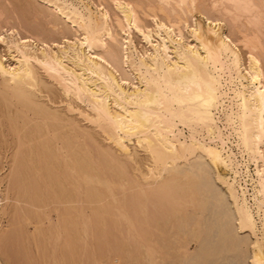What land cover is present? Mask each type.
<instances>
[{
    "label": "bare ground",
    "instance_id": "obj_1",
    "mask_svg": "<svg viewBox=\"0 0 264 264\" xmlns=\"http://www.w3.org/2000/svg\"><path fill=\"white\" fill-rule=\"evenodd\" d=\"M43 1L76 26L78 30L81 31L82 38H78V40L74 42L72 41L71 43L68 42V44L65 43L66 45L64 47H59V45H57V48H59L56 51H52L49 47V49H47L43 46L39 49L36 47L37 44L35 46L34 43H23L21 40L10 41V44H8L9 50L13 48L18 59L15 61L16 63L14 62V64H16L14 67H8V65H4L0 58V77L3 78V86L8 89L10 96L14 98V100L16 99L22 106L27 109H33L37 114L42 113L43 117L48 120H57L56 117L58 116H55L56 113L53 115L54 113H49L47 109L48 112H46L43 107L35 102L36 100L34 101L32 92H30V89L32 90L38 85V77L33 66V63H37L38 66L42 67L47 73L51 74L55 80L63 85V88L66 91L65 93H73L78 98L83 97L86 99L89 109L93 113L90 120L97 122L102 126L108 139L111 140L121 152L128 153V148L124 143L125 140L131 141L132 137L136 138V142L150 155L151 159V165H149V167L147 166L148 169L146 168L147 172L140 176V178L156 179L162 177L164 180L159 181L162 184L160 189L164 192H170V200H172V202H176L173 201L171 196L174 189L180 191H178V194L181 193L182 198L179 195L176 197L177 192L174 191L176 193L174 199H181V203L178 202V205L175 208L176 210H174V214H176L174 219L176 222L175 226H172L171 224L170 226L173 228L167 229L166 231L164 230V232L158 227L161 235L164 234V236H167H165L166 238H162V241H160L161 243H159L160 238L157 237L159 238L157 242L159 243V245L157 244L158 250L157 248L154 250L152 249L153 246H150L152 251H155L154 256H148L149 258H147V260L152 258V261L148 260L150 264H264V67L261 61V51H259L263 48L259 49L261 41H258L259 38L257 35L255 36V32H251L250 34L242 32V37L240 39L238 38V42L248 50L247 66L245 67L244 65L243 67L244 62L241 54L233 46L234 43L233 40H231L232 38L230 39L228 35H225L226 33L223 31L224 26L219 24L220 22L217 25V29H213L214 34L212 35L209 34V31H207L209 33L205 32L202 27L203 24L200 23V21L198 22V20H195L193 25H191L192 28L188 30L189 32L187 31L189 33V35L187 33L188 38L191 42L187 43L185 41V43L184 40H182L183 30L179 27L182 18L178 16L176 17V20L173 21V18L171 20L169 15H165L167 23L164 22L165 18L164 21L160 20L155 22L157 28L154 29V32L156 33L155 35L160 38L161 43L153 46L152 52L150 51L151 53L147 51L148 54L146 51H142L143 54H139L138 56L136 54V62L133 57L134 54H129L131 49H127L130 56L124 52L126 54L124 55L128 60L130 58L134 59L132 62L134 68L133 66L130 68H133L138 75H135L137 76L135 86L131 88H127V86L125 88L120 84L117 76H115L116 73L114 74L106 69L107 67L105 68L102 65L103 62L102 64L100 62L103 60L106 61V58L104 59L103 56V54L107 52H103L105 51L104 38L110 37V39L115 40V33L113 34V29L110 23L112 17L109 14V9L104 6L102 0H98V4L95 5L96 7L94 6L95 9H92L86 0ZM179 1H181L180 4L182 3L183 7V3L186 1ZM234 1L237 3L244 2V8L246 7L247 9L253 5L250 0ZM112 2L116 10V14L113 15L117 25L120 26L119 29L122 28L124 32L135 29L146 41H149V39L152 38L153 31L146 27L141 20L138 12L140 6H138L137 3L133 0H112ZM184 6H186V4ZM160 11L163 12V10ZM152 12L154 19H156V12L153 10ZM188 26L187 23L186 27L188 28ZM175 29L177 33L175 32ZM252 34H254V37ZM175 36L177 38H175ZM256 37L258 38L257 44L255 42ZM3 38L2 40L5 41ZM125 41V44H127L126 47L131 48L129 46H131L133 41L131 40L130 34L125 38ZM116 45L117 44L115 43V46ZM133 46L135 45L133 44L132 47ZM97 49L101 50L98 51V53L95 52L98 60H92V58L89 57V54ZM108 52L111 53L110 51ZM132 52L134 53L133 50ZM132 52L130 53L132 54ZM65 59L72 62L73 65L71 68L64 64L65 61L63 60ZM99 59L103 60L99 61ZM117 59L115 61H119ZM131 61L132 60L130 59L129 62ZM111 62L113 63L114 59ZM123 63L125 62L123 61ZM127 64L129 65V63ZM76 67L81 72L78 70L79 73L76 72ZM115 69L118 70V68ZM119 73L120 72H118V74ZM4 93L5 91L3 90V92H1L2 96H5ZM110 104L115 106L114 109L111 110ZM26 110H24V108L22 109V111ZM9 125L11 126V124ZM31 126H33V124H31ZM17 127L18 126H16V128ZM51 127L52 126L50 125V128ZM48 128L49 127H46L44 129H47V132H49ZM54 128L52 129L53 132L57 130V127ZM42 129L43 128H39L37 132L42 134ZM185 129L188 130V134L184 132ZM47 137L48 138L41 143V157L43 158V162H41L43 164L33 162L32 166L28 169L30 170V173H32V178L34 179L33 185H38V190H40L39 192L41 193L39 197L41 198H38L39 200L37 199L35 201L32 197H29L30 195L28 196L27 191H20L21 189L17 188V190L20 189L18 193L20 192L22 194H18V202L25 196L26 201L31 202L33 207L35 206L36 208L47 205V197L49 195L46 197V194H48V192L54 203L60 202L62 204L67 200V198H64V194H61V196L59 194V192L63 190V187L60 186L61 191H58L60 189L58 182L61 177H59L60 173L58 172V175L56 172V166L60 161L59 156L52 145V140L54 139H52V137L49 139L48 135ZM69 137V135L68 137H64L63 142L65 147L68 148L64 162L66 165L64 166L70 171L76 173L78 178H82L84 181L86 180L85 182H98L97 184H105L108 186L107 188L110 187V189H112V184L109 185L111 181L108 182L105 179H101L96 172L92 173L91 169L89 170V166H91V159L89 156L91 155L88 156L89 153L86 154V152H83V154H80L79 156V150H75L76 148H73V144H71L70 138L72 136ZM34 139L32 141H34ZM78 140L76 141L78 142ZM90 140L92 141V139ZM26 143L25 146L27 145ZM22 146H24L23 143L20 144L19 148L23 150ZM18 152L19 151H17V153ZM80 152L82 151L80 150ZM32 153L35 152L33 151ZM17 155L15 158H17ZM35 155L34 158L36 157ZM106 155L111 158V162L119 161V158H117L116 155L114 156L111 153H107ZM123 158L122 161L124 162ZM127 158L128 157H126V159ZM191 158L193 160L190 162L189 160ZM33 160L36 161V158ZM180 160H186L189 162H185L186 164L183 162L185 165L182 166L179 162ZM16 161L17 160L14 162ZM251 162L255 166L254 174L251 173L249 167ZM125 163L127 164V162ZM119 165L120 164H118V166ZM23 173L26 175L25 172ZM124 173L128 172H125L124 170ZM111 177L113 176L111 175ZM132 179L134 178L132 177ZM149 180L153 181L151 179ZM149 180L148 182H150ZM19 183V186L23 187L22 182ZM59 183L61 184V182ZM217 183L220 184L218 186H222L225 191L221 190L217 186ZM63 184L64 182L61 185ZM86 184H84V186ZM115 184L117 185V183ZM150 186L151 185H149V187ZM86 188L88 197L92 199L93 195L90 191V189H92L91 185ZM94 189L95 188L92 190ZM144 189L141 188L143 193L145 192ZM38 190H36V192ZM158 190L159 189L156 191ZM44 192L47 193L45 194ZM33 194L35 195V193ZM33 194L32 196H34ZM68 195L66 197H68ZM140 197H142V195ZM66 205L68 204L66 203ZM104 206L105 205H103V207ZM68 207H70V205ZM67 212L70 213L71 211ZM69 217V215H66V218ZM39 218L41 219V217ZM37 221L39 222V220ZM70 223L69 219H65L64 226H62L65 227L67 235H69V232L71 231L69 226L72 223ZM143 236L145 237V235ZM66 241L68 245H71L72 239L70 241L69 236ZM83 243H85V241ZM193 245L195 251L190 252L189 250ZM1 248L0 264H4L1 258V255H3ZM159 249H163V252L161 253ZM171 250L172 253H170ZM152 251L150 252L149 250V252L152 253L151 255L154 253ZM117 259L119 258L117 257ZM115 260L116 258L114 259V262Z\"/></svg>",
    "mask_w": 264,
    "mask_h": 264
},
{
    "label": "rangeland",
    "instance_id": "obj_2",
    "mask_svg": "<svg viewBox=\"0 0 264 264\" xmlns=\"http://www.w3.org/2000/svg\"><path fill=\"white\" fill-rule=\"evenodd\" d=\"M86 1L89 3L92 9H95L96 7L95 5L98 4V0H86ZM133 1L137 3L138 6H140L139 7L140 10H138V12L140 14L141 20L143 21L144 25L148 27L149 29H151L154 33V34L152 33V36H151L152 38L149 39L150 42L144 40L142 35L135 29H132L131 31H128V32L126 31L124 32L122 28L119 29L120 26L117 25L115 21V17L113 15V14H116V10L114 8L112 0H102V2L104 3V6H106V8L109 9L108 10L109 14L112 17L110 23L113 29L112 30L113 34L115 33L114 34L115 40L110 39V37L108 38L105 37L106 39L104 38V42H105L104 50L105 51L103 52L110 51L111 53L106 52L105 54H103L104 59L106 58V61H104L103 59H99V61L103 60V61H100L101 64L103 62L102 65L105 68L107 67L106 69L110 70L114 74L115 73L117 74V75L115 74V76H117L120 84L123 85L125 88L127 86H128L127 88L134 87L137 82L136 78L138 75L135 73L136 71L133 70L134 66L132 65V62L134 61V59L137 62V57L135 58V55L137 54L138 56L139 54H143V52L145 51L152 52V49H153L152 47L161 43L160 38L155 35L156 33L154 32L155 31L154 29L157 28L155 22H158L160 20L164 21L165 15H169V17H171L170 18L171 20L172 18L174 19L173 21H175L176 17L178 16L182 18V21L179 27L181 30H183L182 40H184V42L186 41L187 43L191 42V40L188 38V35H189L188 30L192 28L191 25H193L195 20H198V22L200 21V23L203 24L201 25L203 29L205 30V32L209 31L210 33L209 32L207 33L212 34V35L214 34L213 29L214 28L217 29V25L220 22L219 24L223 25L225 28V29L223 28V31L226 33L225 35H228L230 39L232 38L231 40H233V43H234L233 46L241 54L243 62H244L243 67L244 65L245 67L247 66L248 50L247 48L243 47L240 42H238V38L240 39L242 37V32L246 34L255 32L254 33L255 36L257 35V37L259 38L258 40V38L256 37L257 39L255 38V42L257 44L258 41L259 42L261 41V44H259L260 45L259 49L263 48L262 50H259V51H261L260 52L262 56L261 61L264 67V58H263L264 57V0H250L252 1L253 5H251V7H249L248 9L246 7L244 8L245 6L244 2L237 3L234 0H195V1L192 0V2L191 0H185L189 4L184 2L183 7H182V3L180 4L181 1L179 0L178 1L177 0H165V1L164 0H133ZM185 4L186 6H184ZM152 10L155 11L157 14L156 19H154L153 17ZM160 10H163V12H161ZM164 11L166 14L164 13ZM164 22L167 23L166 18ZM187 23L189 25L188 28L186 27ZM75 27L76 26H74L69 20L61 16L59 12H57L55 9H53L50 5H48L43 0H0V58L2 59L4 65L6 66L8 65V67H14V65H16L14 64V62L18 59V56L14 52L13 48L9 50V47H8V44H10L9 42L13 40H21L23 43H28V44L34 43L35 46L37 44L36 47L39 49H41L43 46V47H46L47 49L50 48V50L52 51L54 50L56 51L59 47H64L66 44H68V42L71 43L72 41L74 42L78 40V38H82L81 33H80L81 31L78 30L77 27L76 28ZM175 32L177 33L176 29H175ZM129 34H130L131 40L133 41L131 46H129L131 48L126 47L127 44H125L126 43L125 38L129 36ZM254 34H252L253 37H254ZM2 38L5 39V41H3ZM175 38L177 37L175 36ZM115 43L119 47L117 45L115 46ZM133 44L135 46L132 47ZM57 45H59L58 48H57ZM127 49L128 50L131 49L130 52H132V50L134 51V53L132 52V54L129 52L130 55L134 54L133 56L134 59L130 58L132 60L131 62H129L130 59L128 60V58H126L125 56L126 55L125 53L129 55ZM98 51H101V50H98V49L95 50L93 53L89 54V57L92 58V60H95V59L98 60V57H96V53H98ZM11 54L14 56H12ZM124 58L128 62H126ZM113 59L115 63L111 62L113 61ZM116 59L119 61H115ZM122 60L125 63H123ZM63 61H65L64 62L65 65H67L68 67L70 66V68L72 67L73 64L70 60L65 59ZM127 63H129V65ZM33 66H34L36 75L38 77V85L37 87H35L37 89L35 88H33L32 90L30 89V92H32L34 101L36 100L35 102H37V104L43 107V109L46 112L49 111V113L51 114L53 112L54 113L53 115H55L56 113L55 116H58V117H56L57 120L54 119L51 121L43 117L42 113H40L41 115L37 114L30 107H28L30 109H27L26 107L22 106L16 99L15 101L14 98L10 96L8 89L3 86V78L0 77V83H1L0 84V99H1L0 100V109H1L0 111V124H1L0 125V180H1L0 181V248L2 247L1 251L3 255H1V258L3 260V263L4 264H46V263L47 264H147L150 260L152 261L151 257H150L151 259H148L149 261L147 260V258H149L148 256H154L155 254L154 250H156V248L158 250V245L159 243H161L160 241H162V238H166L165 236H167V235L164 236L163 233H162L163 235H161L159 228L164 232V230L166 231L167 229L173 228L172 226H175L176 222L174 219H175L176 214H174L175 213L174 210H176L175 208L177 207L178 202L181 203L180 202L181 199L180 200L174 199V196L176 194L174 191L177 192L176 197L178 195L181 197L182 194L181 193L178 194L179 190L177 191L174 189V191L172 192L173 194H171V196H172L173 201H176V202H172V200H170L171 199L170 192H166V191L164 192V191H161L160 189V186L162 184L159 181L164 180L162 179V177H158L156 179L155 178L145 179L144 177H141L143 179L142 180L140 176H142L145 172H147L149 165H151V159H150V155L147 152H145L136 142V138L132 137L131 141L125 140L124 143L126 144L128 148V153L121 152L117 148V146L111 140L108 139L107 134L105 133L102 126L99 125L97 122L90 120V118L93 116V113L89 109V105L87 104L85 98L83 97L78 98L73 93H69V94L65 93L66 91L63 88V85H61L57 80H55L51 74L47 73L42 67L38 66L37 63H33ZM132 66L133 68L131 69L130 67ZM115 68H118V70ZM75 70L76 72L78 71L81 72L77 67L75 68ZM118 72L120 73L118 74ZM133 76H134V79H133ZM123 77L126 79H124ZM129 79L132 81H130ZM3 90L5 91L4 93L5 96H2L1 94ZM6 90H7V93H6ZM8 93H9V96H8ZM12 103L15 105H13ZM17 107L19 108V110ZM114 107L115 106H113V104H110L111 110L114 109ZM23 108L24 110L27 109L29 112L27 110L22 111ZM45 121L48 123H46ZM9 124H11V126ZM31 124H33V126H31ZM43 124L45 125V127ZM50 125L52 126L51 128H50ZM16 126L18 127L16 128ZM39 126H42V127H39ZM30 127H31V130H30ZM46 127H49L48 128L49 132H47V129H44ZM54 127H57L56 128L57 130H55V132H53L52 130ZM15 128H16V131H15ZM39 128L44 129V131L42 129V132H41L42 134L37 132ZM74 131H75V134H74ZM187 131H188L187 129L184 130L186 134H188ZM47 135L49 136V139L51 137L52 139H54L52 140L53 141L52 145L56 153L58 154L59 161H60V163H57L56 172L60 173L59 177L61 178L59 182H61V184L64 182V184L61 185L58 182L59 184L58 186L60 188L58 191H61V187H63L64 191L62 190L61 192H59V194L60 196L61 194H64L65 195L64 198H67V200L65 203H62V204L60 202L54 203L53 199L50 196V193L48 191H47L48 194H46L47 192H44L46 194V197L47 195H49L48 196L49 198L47 197L48 203L46 202L47 205H44L45 207L42 206L43 207L42 209V207L36 208L35 206L34 208L31 202L26 201L25 196L24 198L20 199V201L18 202V196L22 195L20 192L18 193V191L20 189H21L20 191H24V190L25 192L27 191L28 196L30 195L29 197L30 198L32 197V199L35 201L38 198L39 199L41 198L39 197L41 193L39 192L40 190H38V185L36 184L33 185L34 179L32 178V173H30V170L28 169L30 166H32L33 162H36L38 164H43L42 163L43 158L41 157V153H42L41 143L45 139L48 138ZM68 135L70 137L72 136L71 138L69 137L71 140V144H73L72 145L73 148H76L75 150L77 149L79 150V151L77 150L79 153V156L80 154H83V152L84 153L86 152V154L89 153L88 156L91 155L89 156L91 159V166H89V170L91 169L92 173L96 172L99 178L105 179L108 182L111 181L109 185L112 184L111 185L112 189H110V187L107 188L108 186H106L105 184H97L98 182L97 183L89 182V181L85 182L86 180L84 181V179L78 178L76 173L70 171L68 168H66V166H64L66 165V163L64 162L66 158L65 155L68 152V148L65 147L63 142H64V137H68ZM77 136H80V137H77ZM33 139L34 141H32ZM73 139L75 142L73 141ZM90 139H92V141ZM76 140H78V142ZM55 141H56V145H55ZM22 143L24 145L22 146L23 150L19 148L20 144ZM25 143L27 144L26 145L27 147L25 146ZM80 150L82 152H80ZM17 151L19 152L17 153ZM33 151L35 153H32ZM107 153H111L114 156L116 155L117 158H119V161L111 162V158L106 155ZM33 154L34 155L36 154L35 155L36 161L33 160L35 159ZM123 154L128 158L126 159V157ZM16 155H17V158H15ZM106 158H107V161H106ZM122 158L124 162L122 161ZM13 160L14 161L17 160V161L14 162ZM191 160L193 159L191 158L189 161L191 162ZM189 161L180 160L179 162L182 166H184ZM125 162H127V164ZM183 162L184 163L186 162V163L184 164ZM58 164L61 166H59ZM118 164L120 165L118 166ZM249 167H250L251 173L254 174L255 166L252 162L249 164ZM22 170L23 172H25L26 175H24ZM124 170L125 172H128V173H124ZM113 172L115 173V176ZM61 174H64V175H61ZM111 175L113 177H111ZM132 177L134 179H132ZM149 179L153 180L154 182L150 181ZM82 180L84 181V183ZM148 180L150 182H148ZM19 182H22L23 187L19 186L20 185ZM74 182L75 184L77 183L78 184L75 185ZM115 183H117V185ZM84 184H86L87 186L86 185L84 186ZM64 185L66 187V191H65ZM90 185L92 189L95 188L94 190L90 189L93 195L92 199L88 197L87 188H86ZM149 185L151 186L149 187ZM218 185L220 184L217 183V186ZM79 187L82 189V191ZM17 188H20V189L17 190ZM35 188L36 190H38L37 192ZM71 188H72V192H71ZM141 188L142 189L145 188L144 193L146 195L141 191ZM219 188L225 191L222 188V186H220ZM157 189L159 190L156 191ZM33 193H35V195ZM71 193H72V197H71ZM32 194L35 197L32 196ZM67 195L68 197H66ZM141 195L142 197H140ZM90 200L92 203L90 202ZM28 203H29V206H28ZM66 203L68 205H66ZM69 205L70 207H68ZM103 205H105L106 208L105 206L103 207ZM65 207H68V208H65ZM67 211H71L73 215L71 212L69 213ZM66 215H69L70 217L66 218ZM39 217H41V219ZM65 219L67 220L69 219V221L72 223V224L70 223L71 225L69 226L71 230L69 233L71 234V236L70 234L67 235L65 227H62L64 226L63 224H64ZM37 220H39V222ZM171 224L172 226H170ZM63 235L66 237H64ZM143 235H145V237ZM68 236L70 238V241L72 239L71 245L67 244L66 239H68ZM157 237L160 238L159 243H157L159 239ZM84 241L85 243H83ZM35 242L37 243V245ZM153 242L156 244H154ZM148 245L149 247L153 246L152 249L154 250L152 251L151 247L149 248ZM148 249L150 250V252L151 251L154 252L153 255H151L152 253H150ZM194 249L195 248L193 245L191 246L189 251L193 252L195 251ZM159 250L161 253L163 252V249H159ZM76 252L78 253V255ZM170 253H172V250ZM117 257L121 260L117 259ZM115 258L116 260L114 262ZM148 264H150V262Z\"/></svg>",
    "mask_w": 264,
    "mask_h": 264
}]
</instances>
